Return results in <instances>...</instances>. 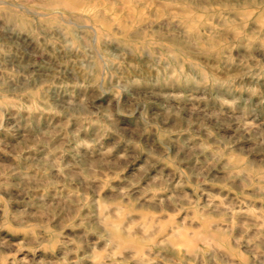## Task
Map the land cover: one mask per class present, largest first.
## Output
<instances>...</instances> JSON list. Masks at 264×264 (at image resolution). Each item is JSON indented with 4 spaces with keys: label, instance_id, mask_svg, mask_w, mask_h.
<instances>
[{
    "label": "rangeland",
    "instance_id": "obj_1",
    "mask_svg": "<svg viewBox=\"0 0 264 264\" xmlns=\"http://www.w3.org/2000/svg\"><path fill=\"white\" fill-rule=\"evenodd\" d=\"M0 264H264V0H0Z\"/></svg>",
    "mask_w": 264,
    "mask_h": 264
}]
</instances>
